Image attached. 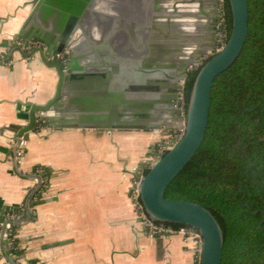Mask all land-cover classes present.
<instances>
[{
    "label": "water",
    "instance_id": "1",
    "mask_svg": "<svg viewBox=\"0 0 264 264\" xmlns=\"http://www.w3.org/2000/svg\"><path fill=\"white\" fill-rule=\"evenodd\" d=\"M199 1L196 8L193 0H32L12 36L9 56L15 51L24 57L38 54L55 68L58 80L45 103L25 102L28 119L14 129V153L19 137L27 139L34 129L37 116L50 129H182L181 137L154 159L146 173H134L139 197L152 220L170 227L181 224L200 234L199 264H225L223 227L215 214L198 202L167 198L204 137L215 77L228 72L245 52L247 0H228L231 29L223 44L217 42L222 29L219 1ZM204 8L208 18L203 17ZM192 14L199 18L193 21ZM18 38L41 45L25 50L14 43ZM204 54L209 57L202 59ZM194 69L182 113L176 100ZM23 219L0 215L3 245L9 226ZM12 257L6 255L11 264H25Z\"/></svg>",
    "mask_w": 264,
    "mask_h": 264
},
{
    "label": "crops",
    "instance_id": "2",
    "mask_svg": "<svg viewBox=\"0 0 264 264\" xmlns=\"http://www.w3.org/2000/svg\"><path fill=\"white\" fill-rule=\"evenodd\" d=\"M192 4L197 8L200 1ZM31 6L32 0H0V212L19 209L24 218L13 223L19 253L15 242L2 244L0 224V264H11L10 253L25 264H196L192 239L150 233L129 196L134 173L168 130L50 129L44 123L28 132L25 152L15 159L6 136L27 122L25 102L45 103L58 80L38 54L9 56ZM192 24L198 29L197 21Z\"/></svg>",
    "mask_w": 264,
    "mask_h": 264
},
{
    "label": "trees",
    "instance_id": "3",
    "mask_svg": "<svg viewBox=\"0 0 264 264\" xmlns=\"http://www.w3.org/2000/svg\"><path fill=\"white\" fill-rule=\"evenodd\" d=\"M247 2L245 52L228 72L215 77L204 137L167 196L198 202L215 214L223 227L225 264H264V0ZM222 9L225 42L231 29L228 0ZM196 73L190 70L186 76L184 109ZM44 123L37 116L34 130ZM15 227L10 226L7 239L19 253L12 237Z\"/></svg>",
    "mask_w": 264,
    "mask_h": 264
},
{
    "label": "built area",
    "instance_id": "4",
    "mask_svg": "<svg viewBox=\"0 0 264 264\" xmlns=\"http://www.w3.org/2000/svg\"><path fill=\"white\" fill-rule=\"evenodd\" d=\"M219 1V9L222 10V14L220 15V25L222 24L223 21V9H222V3L223 0H218ZM221 32V30H220ZM222 34V33H221ZM220 33H219V37H220ZM15 44L20 45L22 48H24L25 50H31V49H35L38 46L41 45L40 42L37 41H33V40H25L22 38H18L14 41ZM220 43V42H219ZM223 44V43H220ZM219 47V46H217ZM64 53H60L58 54V56L64 60ZM183 98V94H182V90L180 91V95L177 98L176 102H177V106L182 110L185 111L184 109V104L182 101ZM183 130L182 129H178L175 130L173 133L169 134V137L167 138V140L164 142V145L161 149H157V151L154 153L153 157L149 158L147 160V162L144 164V166L141 168L140 171L143 172V169L146 167H149V165L154 161V159L158 156H160V154L163 153V151L167 148H169L171 145H173L182 135ZM0 135H3L0 133ZM7 139L9 140L10 143V147L12 149L15 148L17 141L16 138L13 136H6ZM19 142H18V147L16 150V154L14 153V156L16 155L18 158L20 156H22L23 154V150H22V146L25 144V139H23L21 136L19 137ZM129 196L131 198V201L133 203V206L135 208L136 213L139 216L140 219V223L143 227L147 228L148 231L152 234H161V233H172V232H181L184 234L185 239L186 238H190L192 239L193 243H194V247L196 250V264H199V251H200V246H201V236L200 234L192 229H189L183 225L179 226V227H170L168 224H162L160 222H156L154 220H152L148 214L145 212L143 205L141 203L140 197H139V192H138V188H137V180L135 179L134 182L131 185V188L129 190ZM0 215L4 218V219H14V218H19L21 215L20 210L16 211L15 209L13 210H6V211H2L0 212ZM0 224L3 226V222L0 221ZM12 225V224H11ZM10 225V226H11ZM9 226V228H10ZM9 228H8V233H7V238H8V234H9ZM14 237V235L12 236ZM12 242V241H11ZM11 254V253H10Z\"/></svg>",
    "mask_w": 264,
    "mask_h": 264
},
{
    "label": "rangeland",
    "instance_id": "5",
    "mask_svg": "<svg viewBox=\"0 0 264 264\" xmlns=\"http://www.w3.org/2000/svg\"><path fill=\"white\" fill-rule=\"evenodd\" d=\"M219 24H220V22H219ZM219 33H220L221 36L217 38V42L224 43V41H223V36H222L220 30H219ZM208 55H209V54H204V55L202 56V59H203V58H206ZM181 111H182V110H181ZM183 112H184V111H182V113H183ZM174 131H175V130L165 132V134H164L165 137L163 138L162 141H159V142H158L155 152L157 151V149H161V148L163 147L164 142H165V141L167 140V138L169 137V134L173 133ZM167 136H168V137H167ZM23 154H24V153H23ZM160 155H161V154H160Z\"/></svg>",
    "mask_w": 264,
    "mask_h": 264
}]
</instances>
